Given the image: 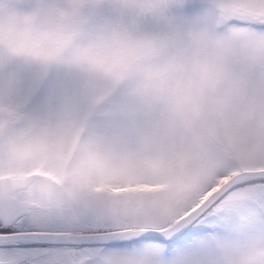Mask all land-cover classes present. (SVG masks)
Masks as SVG:
<instances>
[{
  "label": "snow or ice",
  "instance_id": "obj_1",
  "mask_svg": "<svg viewBox=\"0 0 264 264\" xmlns=\"http://www.w3.org/2000/svg\"><path fill=\"white\" fill-rule=\"evenodd\" d=\"M0 264H264V0H0Z\"/></svg>",
  "mask_w": 264,
  "mask_h": 264
}]
</instances>
